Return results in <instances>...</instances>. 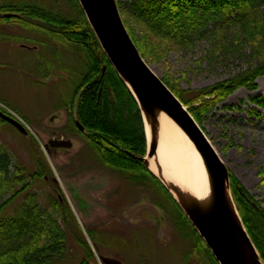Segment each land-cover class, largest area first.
I'll return each instance as SVG.
<instances>
[{
  "label": "rangeland",
  "instance_id": "obj_1",
  "mask_svg": "<svg viewBox=\"0 0 264 264\" xmlns=\"http://www.w3.org/2000/svg\"><path fill=\"white\" fill-rule=\"evenodd\" d=\"M28 3L67 19L77 14L73 0H0V6ZM256 63L248 52L234 47L216 55L213 42L201 39L193 49L168 52L149 66L161 78L166 74L177 79L186 98ZM85 70L79 46L18 22L0 23V108L27 131L24 134L4 120L0 144L26 177L36 169L35 155L45 166V177L32 181L4 208L0 219L19 218L21 206L31 200L27 194L34 195L43 209L51 198L63 197L75 221L69 217L63 223L59 218L66 248L62 260L53 264H78L87 255L85 243L93 253L91 264H101L97 255L122 264H214L206 250L196 246L191 231L176 226L170 213L155 204L171 210L152 182L134 181L102 165L68 122L73 94ZM256 83V89L239 88L217 103L200 127L229 173L264 208V109L252 100L264 98V76ZM53 114L60 119L49 122ZM50 139L69 140L71 147H50L46 153L44 145Z\"/></svg>",
  "mask_w": 264,
  "mask_h": 264
},
{
  "label": "trees",
  "instance_id": "obj_2",
  "mask_svg": "<svg viewBox=\"0 0 264 264\" xmlns=\"http://www.w3.org/2000/svg\"><path fill=\"white\" fill-rule=\"evenodd\" d=\"M115 1L125 28L147 64L160 62L171 51L191 50L201 39L213 42L216 55L234 47L257 61L255 66L198 89L186 98L177 79L166 74L161 78L199 125L217 103L239 88L256 89L257 78L264 76V0ZM73 2L77 14L68 19L36 3L6 4L0 6V23L18 22L80 47L86 70L75 88L68 122L83 135L102 165L127 174L134 181L152 182L172 211L157 201L155 204L170 213L176 226L188 228L196 246L203 247L218 264L172 195L139 160L146 152L139 107L107 60L78 1ZM252 100L264 109L263 97ZM74 117L86 133L77 128ZM0 123L5 121L0 118ZM34 159L36 169L26 177L23 168L12 164L10 154L0 144V215L32 181L45 177V166L38 155ZM229 182L235 207L264 264V208L232 174ZM25 197L31 200L21 206L19 218L0 219V264H53L62 260L66 234L59 218H63V223L69 217L75 221L65 199L51 198L48 208L43 209L34 195ZM84 246L87 255L78 264H91L93 253L87 243Z\"/></svg>",
  "mask_w": 264,
  "mask_h": 264
},
{
  "label": "water",
  "instance_id": "obj_3",
  "mask_svg": "<svg viewBox=\"0 0 264 264\" xmlns=\"http://www.w3.org/2000/svg\"><path fill=\"white\" fill-rule=\"evenodd\" d=\"M77 1L107 60L134 97L144 129L149 119L155 121L159 112H162L177 124L200 153L210 178V206L195 205L187 209L181 206L169 187L149 168L148 158L156 149L154 141L148 143L146 138V155L139 157V160L144 162L172 195L218 264H263L233 202L227 167L188 108L142 58L125 28L116 1ZM104 68L105 65L102 66V72ZM0 118L20 132L27 133L25 127L12 115L0 110ZM58 119L60 116L53 114L48 121L54 122ZM74 122L81 132H85L76 117ZM155 127L152 122L151 130L154 131ZM50 147L70 148L71 142L50 139L48 144L44 145L46 153ZM54 181L57 182V179L54 178ZM228 196L236 213L227 202ZM97 258L101 264H122L118 260L101 255H97Z\"/></svg>",
  "mask_w": 264,
  "mask_h": 264
},
{
  "label": "bare ground",
  "instance_id": "obj_4",
  "mask_svg": "<svg viewBox=\"0 0 264 264\" xmlns=\"http://www.w3.org/2000/svg\"><path fill=\"white\" fill-rule=\"evenodd\" d=\"M151 121L156 125L154 131ZM151 121L145 125V134L148 143H156V149L148 158L149 168L169 187L183 208L210 206V178L196 147L164 113L159 112L156 120ZM227 202L236 213L229 196Z\"/></svg>",
  "mask_w": 264,
  "mask_h": 264
}]
</instances>
